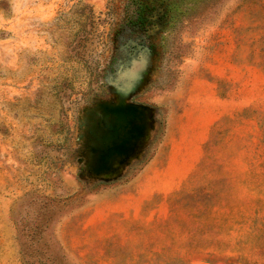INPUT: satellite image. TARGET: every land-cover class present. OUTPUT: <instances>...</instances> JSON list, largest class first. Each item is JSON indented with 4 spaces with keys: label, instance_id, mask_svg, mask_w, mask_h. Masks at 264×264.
<instances>
[{
    "label": "rangeland",
    "instance_id": "374dc122",
    "mask_svg": "<svg viewBox=\"0 0 264 264\" xmlns=\"http://www.w3.org/2000/svg\"><path fill=\"white\" fill-rule=\"evenodd\" d=\"M147 7L0 0V264H264V0Z\"/></svg>",
    "mask_w": 264,
    "mask_h": 264
},
{
    "label": "flooded vegetation",
    "instance_id": "af4514ba",
    "mask_svg": "<svg viewBox=\"0 0 264 264\" xmlns=\"http://www.w3.org/2000/svg\"><path fill=\"white\" fill-rule=\"evenodd\" d=\"M134 5L136 6V15H137V23L140 26L146 27V25L150 22V19L147 16V6H148V0H131ZM132 5H129L128 9H131ZM114 9H118L115 7ZM135 18L134 16L132 17ZM114 23V22H113ZM120 162V161H119Z\"/></svg>",
    "mask_w": 264,
    "mask_h": 264
}]
</instances>
